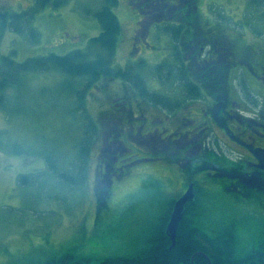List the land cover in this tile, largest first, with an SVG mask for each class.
<instances>
[{
	"label": "rangeland",
	"instance_id": "obj_1",
	"mask_svg": "<svg viewBox=\"0 0 264 264\" xmlns=\"http://www.w3.org/2000/svg\"><path fill=\"white\" fill-rule=\"evenodd\" d=\"M88 1L67 0V3L61 6H49L41 10L33 22V26L40 33L37 42H30L25 34L6 30L0 40V53L10 54L13 49L14 58L21 61L29 56L48 52L63 54L75 48L85 47L89 38L99 31L96 20L88 18L81 10L83 4L91 5ZM118 1L116 13L122 25V34L115 60L123 63L130 55L133 19L128 17L131 9L127 6L132 5V1ZM29 2L0 0V9L19 10L28 6ZM244 3V0L198 2L205 13L208 14V10L225 12L233 15L234 21L240 18L239 25L249 29L246 22L249 19L246 17L245 21V14H240ZM247 35L250 37L251 33ZM168 41V37L161 33L154 43L153 50L143 53L144 58L149 63H157L169 54ZM59 76L54 71L26 72V88H23L19 113L7 119L4 111L0 109V129L5 130L1 139L3 149L0 148V264H38L68 251L75 256L94 258L131 255L147 237L155 215L164 210L167 201L185 189L184 172L177 174L171 170L173 173L168 171V175H165L152 169L157 161L138 160L132 167L134 173L131 178L129 177L127 182L122 181V187L109 197L132 205L136 211L132 216L133 225H127L131 217L120 214L112 224L102 229L85 232L83 227L77 228L84 216H91L96 200L94 171L99 161L96 157L97 143L92 151L87 175L84 173V176L80 177L70 171V161L75 157L74 145L78 131L75 125L76 116L63 109L65 103L59 96L56 84L61 79ZM110 83L117 93L125 87L121 82ZM148 85L155 90L165 91L163 84L156 80H149ZM99 91V87H93L87 100V108L94 118L98 117L100 107L107 105L106 98L103 94L100 96ZM193 110L196 111L195 108ZM214 131L225 143L233 144L239 151H243L240 145L227 140L221 128H214ZM14 142L20 143L25 150L23 153L29 154L17 155L10 152L9 146ZM147 143L155 144L150 140H147ZM103 148H108L106 152L113 149L109 141L104 143ZM215 148L229 154L220 142L214 145ZM48 151L59 155L55 157L56 164L65 166V172L73 181L66 183L49 170L43 162L44 158L36 155ZM231 155L235 157L236 153ZM101 159L103 161V156ZM151 170L152 175L148 173ZM21 173L28 174V182L18 181V175ZM223 182L205 187L208 194L204 196V201H200L204 210L200 220L207 227L234 221L237 245L239 249L246 250L262 237L264 203H260L255 196L245 199V204H231L232 207H229L219 199V195L230 198L233 196L229 194H240L228 192L229 194L225 195L222 190ZM259 195L264 196V191ZM143 213L144 217L141 216ZM100 230L105 233H99Z\"/></svg>",
	"mask_w": 264,
	"mask_h": 264
},
{
	"label": "trees",
	"instance_id": "obj_2",
	"mask_svg": "<svg viewBox=\"0 0 264 264\" xmlns=\"http://www.w3.org/2000/svg\"><path fill=\"white\" fill-rule=\"evenodd\" d=\"M29 1L28 6L19 10L0 9V40L9 29L13 33L25 34L30 42L39 41L40 33L33 26L35 16L45 7H58L67 3V0ZM88 2L91 5L83 4L81 10L88 18L96 20L99 31L89 38L85 47L75 48L63 54L48 52L29 56L21 61L14 58L15 51L13 49L10 54L0 53V109L4 111L7 119H11L13 115L19 113L23 88H26L24 81L26 72L54 71L58 76L60 75L61 79L56 84L59 96L65 103L63 109L76 116L75 125L78 131L74 145L75 157L70 161L69 169L80 177L84 176V173L86 175L88 173L92 151L96 143V157L98 160H102L98 154V148L102 138H105L108 128L99 122V118L102 112L111 106L110 97L121 94L123 91L121 89L120 93L115 92L110 82H121L125 86L124 88L128 91L131 90L138 99L160 109H178L186 100L203 96V93L195 85L196 79L193 77L192 70L187 66L188 62H185L178 51L181 24L161 21L162 26L159 27V30L169 37L172 49L157 63H149L142 53L137 54L133 48H131L130 55L123 63H120L115 60L122 34V25L116 13L119 1L89 0ZM126 2L128 3L129 0ZM130 5L127 7L130 8ZM148 8L150 7L148 6ZM130 9L128 17L133 19L130 35L131 45L135 21L142 15L138 13V9ZM216 15L221 20L231 22L230 18L221 12ZM246 15L251 24L255 21L257 26H263L264 0H247ZM263 30L257 28L255 33L264 35ZM135 43L136 47L140 44V42ZM198 73L201 74V72ZM149 80H156L163 84L165 91L151 88L148 85ZM100 84L104 85L101 87ZM99 86L98 93L100 96L103 94L107 105L101 106L98 117L94 118L87 108V100L93 87L98 88ZM43 88L46 89V87ZM102 88L103 92H101ZM4 133L5 130L0 129V148L2 149L3 141L1 139ZM110 140L111 138L108 140L109 143ZM130 145L134 147V151L138 147L140 149L143 147V144L137 143V141L131 142ZM8 150L17 155L29 154L23 153L25 150L18 142L11 144ZM36 155L44 158L43 162L49 170L56 173L66 183L73 181V178L65 172V166L61 167L60 163L56 164L55 157L59 155H54L51 151L45 154L36 153ZM160 155L163 154L155 156ZM102 156L103 161L109 160L107 156ZM201 158L214 161L223 171H228L230 168L228 172L234 173L241 168L240 161L228 159L223 152L216 148H212L207 155L204 154ZM184 173L183 178L187 180L192 176L197 179L196 196L185 205L183 216L177 226L175 244L172 247H170L171 240L166 234L165 228L175 198L166 202L167 208L165 207V211L155 217V221L148 229L147 237L141 242L137 251L131 255L94 258L75 256L68 251L38 264H264V221L262 237L248 249L241 250L237 245L234 221L207 227L200 220V215L204 211L200 201H204V196L208 194L205 187L216 186L220 181H224L222 190L225 195L229 194L228 192L239 194L237 191L229 189V186L232 182L240 183V178L236 176L235 179H232L227 175L210 176L208 173L194 174L191 170L184 171ZM202 174L205 175L204 178L207 181V184L203 186L199 180ZM95 175H98V167ZM18 181L26 183L29 181V176L19 174ZM95 181L96 201L112 200L98 177ZM186 186L187 183H185V188ZM229 195L233 197L224 198L219 195V199L232 207L233 200L238 203L239 196ZM215 200L220 202L217 198Z\"/></svg>",
	"mask_w": 264,
	"mask_h": 264
},
{
	"label": "flooded vegetation",
	"instance_id": "obj_3",
	"mask_svg": "<svg viewBox=\"0 0 264 264\" xmlns=\"http://www.w3.org/2000/svg\"><path fill=\"white\" fill-rule=\"evenodd\" d=\"M131 1L130 8L138 9L142 16L135 21L130 51L133 48L137 54H143L153 50L162 33L159 27L163 21L181 24L178 51L188 62L187 66L197 81L195 85L203 96L186 100L178 109L167 110L144 103L124 87L121 94L112 95L111 106L99 118V122L108 128L98 148L100 157L109 158L99 164L98 179L104 182L103 187L110 195L117 192L122 185L114 184L131 178L134 163L149 159L158 161L152 168L165 175L168 171L173 173L171 170H177V174L191 170L194 174L227 175L232 179L237 176L241 182H232L229 189L240 194L238 203L245 204V199L255 196L264 203V196L259 195L264 191V35L255 33L257 28L264 29V25L247 22L249 29H246L240 23L221 20L217 18L218 11L206 9L209 13H205L198 4L201 0ZM240 10L244 15L245 5ZM247 33L251 36L248 37ZM135 42L140 44L136 47ZM171 49L168 46L169 52ZM217 127L225 133L227 140L240 145L243 151L225 143L214 131ZM110 138L113 149L106 152L108 148L103 145ZM147 140L155 144H149ZM135 141L142 143L143 147L134 151L130 143ZM219 142L229 152L223 153L228 159L240 161L241 168L234 173L228 172L230 168L223 171L214 161L201 158ZM160 153L163 155L153 156ZM235 153L233 157L231 154ZM153 170L148 173L152 175ZM203 174L199 179L201 186L207 184ZM193 177L184 179L187 184L193 183L196 196L197 179ZM238 203L233 200L234 206ZM120 214L131 217L128 225L136 211L126 201L97 200L91 216L84 217L80 227L85 232L102 229ZM127 225L125 223V228Z\"/></svg>",
	"mask_w": 264,
	"mask_h": 264
},
{
	"label": "water",
	"instance_id": "obj_4",
	"mask_svg": "<svg viewBox=\"0 0 264 264\" xmlns=\"http://www.w3.org/2000/svg\"><path fill=\"white\" fill-rule=\"evenodd\" d=\"M194 197L193 186L192 183L189 184L186 191L174 202L172 207L169 220L166 225V233L171 240L172 247L175 244V235L178 223L183 215L185 204L192 200Z\"/></svg>",
	"mask_w": 264,
	"mask_h": 264
},
{
	"label": "bare ground",
	"instance_id": "obj_5",
	"mask_svg": "<svg viewBox=\"0 0 264 264\" xmlns=\"http://www.w3.org/2000/svg\"><path fill=\"white\" fill-rule=\"evenodd\" d=\"M143 246V245H142ZM139 247H140V245H139Z\"/></svg>",
	"mask_w": 264,
	"mask_h": 264
}]
</instances>
